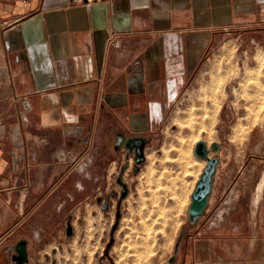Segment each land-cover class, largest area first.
Instances as JSON below:
<instances>
[{"label": "crops", "instance_id": "obj_1", "mask_svg": "<svg viewBox=\"0 0 264 264\" xmlns=\"http://www.w3.org/2000/svg\"><path fill=\"white\" fill-rule=\"evenodd\" d=\"M260 21L264 0H0V264L61 245L114 165L170 134L222 36ZM255 214H189L167 264H264Z\"/></svg>", "mask_w": 264, "mask_h": 264}, {"label": "rangeland", "instance_id": "obj_2", "mask_svg": "<svg viewBox=\"0 0 264 264\" xmlns=\"http://www.w3.org/2000/svg\"><path fill=\"white\" fill-rule=\"evenodd\" d=\"M243 31L222 36L160 145L119 160L72 220L75 232L63 229L61 245L29 264H167L206 166L194 153L201 139L219 159L205 220L231 211L229 225L244 230L255 211L264 223V21Z\"/></svg>", "mask_w": 264, "mask_h": 264}, {"label": "water", "instance_id": "obj_3", "mask_svg": "<svg viewBox=\"0 0 264 264\" xmlns=\"http://www.w3.org/2000/svg\"><path fill=\"white\" fill-rule=\"evenodd\" d=\"M206 141L201 139L196 142L194 147L195 155L206 161V166L204 167L199 179L196 182L195 188L191 193V203L189 206V214L191 217L200 216L204 213L205 208L208 204V197L212 192V185L214 180V175L217 171V165L219 159L217 156H211L209 148ZM66 233L68 236L73 234V226L69 222L66 228ZM17 254L13 256L15 264H25L28 261V250L25 243H20L16 247Z\"/></svg>", "mask_w": 264, "mask_h": 264}, {"label": "built area", "instance_id": "obj_4", "mask_svg": "<svg viewBox=\"0 0 264 264\" xmlns=\"http://www.w3.org/2000/svg\"><path fill=\"white\" fill-rule=\"evenodd\" d=\"M187 96H188V93L184 94L183 98L179 102V107H182V105H184V102H186L185 100H187Z\"/></svg>", "mask_w": 264, "mask_h": 264}, {"label": "bare ground", "instance_id": "obj_5", "mask_svg": "<svg viewBox=\"0 0 264 264\" xmlns=\"http://www.w3.org/2000/svg\"><path fill=\"white\" fill-rule=\"evenodd\" d=\"M215 115V114H214ZM203 160V159H202Z\"/></svg>", "mask_w": 264, "mask_h": 264}]
</instances>
